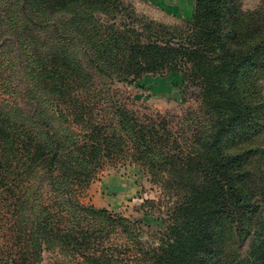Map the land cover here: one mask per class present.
Segmentation results:
<instances>
[{
  "label": "trees",
  "instance_id": "1",
  "mask_svg": "<svg viewBox=\"0 0 264 264\" xmlns=\"http://www.w3.org/2000/svg\"><path fill=\"white\" fill-rule=\"evenodd\" d=\"M38 2L71 15L54 23L57 38L28 91L33 96L37 87L48 98L30 101L22 126L0 117L19 163L0 216V264H45L47 250L79 257V264H264V104L255 68L264 64V7L195 0L192 19L171 25L138 16L124 0ZM82 59L128 84L176 73L196 89L199 109L178 123L160 112L134 118L118 110L117 123L96 125L86 111L90 73ZM73 123L87 132L83 140H75ZM121 131L136 165L164 192L144 200L141 218L69 196L90 181L92 166L125 152Z\"/></svg>",
  "mask_w": 264,
  "mask_h": 264
},
{
  "label": "rangeland",
  "instance_id": "2",
  "mask_svg": "<svg viewBox=\"0 0 264 264\" xmlns=\"http://www.w3.org/2000/svg\"><path fill=\"white\" fill-rule=\"evenodd\" d=\"M124 2L140 17L171 25H180L183 20H191L195 12V0H124ZM240 3L244 11L264 7V0H240ZM70 15L68 10L45 9L38 0H33V4L29 3L26 7L25 0H0V117L6 126L9 122L22 126L26 111L30 109V101L41 104V97L48 98V95L40 94L37 87L33 89V96L28 91L33 77L40 69L41 58L49 52L48 45L57 38L56 24L66 22ZM59 28L63 34L69 31L62 25ZM73 52L79 56L78 49ZM82 60L88 74L90 73L86 86L88 90L85 103L89 104L86 111H92L89 115L95 117L96 125L117 123L119 119L114 111L118 110L130 111L134 118L137 111L145 114L160 112L178 123L182 122L186 113L199 109L196 89L187 88L176 73L147 75L135 84H128L97 74L87 60ZM259 63L255 67L258 72L256 86L258 97L264 104V64ZM78 93L82 94V91L79 90ZM37 117L40 121L43 119L41 115ZM63 120L57 119L58 122H62L60 125H69ZM70 126L75 132V140H83L87 132L82 126L74 123ZM117 126L120 127V124ZM120 134L125 140V152L119 156L104 158L102 162L92 166L95 174L90 181L75 187L69 196L85 206L106 208L115 216L141 218L147 211L143 204L144 200L160 199L164 192L158 184L147 180L135 163V147L131 139L125 132L121 131ZM259 143L264 145V132ZM8 148L4 134L0 133L1 217L4 215V205L8 203L10 185L13 181L12 171L19 165L12 160ZM16 170L19 171L17 168ZM35 183L37 184V181ZM43 187V193H49L50 186L44 183ZM33 188L37 189L35 184ZM146 231L148 235L152 232L148 228ZM2 243L0 239V244ZM43 260L45 264H79L81 261L79 257L74 259L65 256L59 250L45 251Z\"/></svg>",
  "mask_w": 264,
  "mask_h": 264
},
{
  "label": "crops",
  "instance_id": "3",
  "mask_svg": "<svg viewBox=\"0 0 264 264\" xmlns=\"http://www.w3.org/2000/svg\"><path fill=\"white\" fill-rule=\"evenodd\" d=\"M182 19H184V18H182Z\"/></svg>",
  "mask_w": 264,
  "mask_h": 264
}]
</instances>
